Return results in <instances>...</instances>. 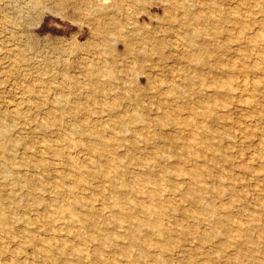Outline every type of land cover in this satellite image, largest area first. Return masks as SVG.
<instances>
[{"label":"rangeland","instance_id":"obj_1","mask_svg":"<svg viewBox=\"0 0 264 264\" xmlns=\"http://www.w3.org/2000/svg\"><path fill=\"white\" fill-rule=\"evenodd\" d=\"M0 264H264V0H0Z\"/></svg>","mask_w":264,"mask_h":264},{"label":"bare ground","instance_id":"obj_2","mask_svg":"<svg viewBox=\"0 0 264 264\" xmlns=\"http://www.w3.org/2000/svg\"><path fill=\"white\" fill-rule=\"evenodd\" d=\"M115 20H116V19H115ZM117 21H118V20H117ZM114 22H115V21H114ZM123 38H124V37H123ZM135 44H136V43H135ZM135 44H134V45H135ZM134 45H133V46H134ZM131 46H132V45H131ZM135 46H137V45H135ZM135 46H134V47H135ZM139 46H140V44H139ZM139 46H138V47H139ZM138 47H137V49L139 50ZM135 48H136V47H135ZM135 50H136V49H135ZM140 50H143V49H140ZM140 50H139V51H140ZM136 51H137V50H136ZM97 72H99V71H97ZM102 75H103V74H102ZM107 75H108V74H107ZM109 76H112V75H109ZM98 77H99V74H98ZM104 77H105V75H104ZM98 81H99V78H98ZM103 81H104V80H103ZM242 81H243V80H242ZM97 83H98V85L101 84V83L99 84V82H97ZM103 83H104V82H103ZM94 84H95V83H94ZM92 85H93V84H92ZM98 85H97V86H98ZM104 85H105V84H104ZM212 86H213V85H212ZM99 87H101V86H99ZM94 88H95V87H94ZM94 88H93V89H94ZM110 88H111V87H110ZM101 89H102V88H101ZM95 90H96V89H95ZM97 91L99 92L98 89H97ZM97 91H94V93L97 92ZM104 91H105V90H104ZM104 91H103V92H104ZM106 92H107V91H106ZM104 93H105V92H104ZM105 94H106V93H105ZM96 95H97V94H96Z\"/></svg>","mask_w":264,"mask_h":264}]
</instances>
